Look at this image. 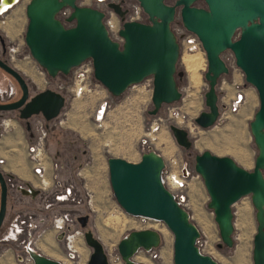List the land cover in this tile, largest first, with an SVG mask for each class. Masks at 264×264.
Listing matches in <instances>:
<instances>
[{
	"label": "water",
	"instance_id": "95a60500",
	"mask_svg": "<svg viewBox=\"0 0 264 264\" xmlns=\"http://www.w3.org/2000/svg\"><path fill=\"white\" fill-rule=\"evenodd\" d=\"M147 16L146 22L125 20L126 10L118 3L109 8L120 17L119 35L123 42L112 40L103 23L104 12L79 5L77 0H29L25 6L27 25L24 42L32 59L50 77L67 76L85 61L90 60L93 77L112 96L120 97L131 85L152 76V108L156 115L164 104L181 99L177 77L180 46L171 29L179 14L183 26L199 39L206 59L203 74L207 82L204 92L206 110L194 118L201 128L215 124L219 117V79L228 74L221 55L230 50L236 66L252 85L259 105L249 130L257 149L252 170L238 165L229 156H218L204 150L194 157V170L201 177L209 196L208 208L214 214L222 244L233 246V205L250 196L257 222L253 237V264H264V0H136ZM203 1L204 7L197 6ZM69 7L65 20L59 12ZM70 24V25H68ZM1 43L4 44L0 37ZM0 68L17 83L18 99L0 104V112H17L25 122V130L33 135L30 119L41 115L46 121L58 117L66 97L60 91L45 88L31 94L23 74L0 56ZM169 129L176 143L189 149V131L171 124ZM109 183L119 206L128 214L163 222L173 235V264H219L197 246L200 231L188 211L174 198L162 182L165 160L155 150L141 153L136 162L123 157L107 158ZM31 195L39 193L32 189ZM29 194V190L21 188ZM9 193V182L0 169V230L3 226ZM84 229V241L91 248L87 264H111L99 237L90 229L88 215L77 217ZM61 234L57 236L61 239ZM162 235L151 228L132 230L117 245L123 264H143L135 260L140 250H152L161 243ZM28 253L33 264H62L32 248Z\"/></svg>",
	"mask_w": 264,
	"mask_h": 264
},
{
	"label": "rangeland",
	"instance_id": "374dc122",
	"mask_svg": "<svg viewBox=\"0 0 264 264\" xmlns=\"http://www.w3.org/2000/svg\"><path fill=\"white\" fill-rule=\"evenodd\" d=\"M127 1L130 4L135 3V0ZM77 2L79 5L88 6L85 4V0H77ZM166 2L173 4L175 0H166ZM196 5L204 7L205 4L203 1H199ZM91 6L98 7L95 3H92ZM58 17L63 20L62 13H59ZM179 22L180 16L177 14L172 26ZM26 25L27 17L25 9L20 8L18 12H14L11 15V18L5 24H0V37L3 39L6 48L8 46H15L18 43L21 44L20 53L14 60H8V62L15 66L26 78L31 94L45 88L57 86V84H63L64 86L70 84L74 80L75 69L67 76L50 78L32 59L24 42ZM0 55H3L1 46ZM221 57L226 63L230 62L228 51H225ZM184 58L185 54L180 50L177 70L185 72V79L178 80L177 77L176 80L182 93L181 99L171 104H164L154 116L149 114V110L152 108L150 95L142 88V85H139L134 89L128 88L120 97H114L108 93L107 100L110 106L105 119V127L96 128L92 112L97 95H100V93H97L99 88L94 90V86L92 85V90L89 91L85 87V91L79 95L61 90V93L66 97V103L62 111L67 112L68 119L67 123L63 124L62 127L52 128L49 131L48 152L55 163L59 161L62 164L61 166L66 172L65 177L67 178V182L74 185L75 191L73 192V200L64 203L58 210L59 212L70 210L74 227L80 228L83 232L84 229L79 227L75 219L81 215L89 216L86 229L92 230L95 236L100 238L105 251L109 255L111 264H123L118 259L117 245L119 241L130 231L145 228L155 229L160 233L161 230L165 231L161 234L162 240L158 247L149 251L140 250L135 255V260L143 264H173V235L166 225L158 220L142 219L141 217L126 213L117 203L109 183L107 166V158L109 156L123 157L129 161L136 162L140 159L141 153L149 149L162 154L165 160L166 175L176 172L185 183L182 191L176 193L185 195L184 207L200 231L197 246L201 252L212 256L219 264H253V237L256 233L257 222L250 196L242 197L232 207L234 214L233 246L230 248L224 245L219 246L222 242L218 226L214 220L212 210L207 206L209 196L203 181L200 176L197 177V173L194 170V157L204 150H209L218 156L231 157L238 165L247 170L253 169L257 149L249 130V122L252 120L259 105L257 92L252 85L245 81L244 75L239 69H229L228 74L222 75V78L226 82L222 84V79L220 78L217 86L219 117L213 126L201 128L194 122V118L201 111L206 110L203 95L208 85L202 74H200L199 81V83L202 82L201 85H197V88L190 85L189 74L185 71L184 67ZM0 73L5 72L0 69ZM5 75L9 77L15 86V91L19 97L20 91L17 83L6 73ZM43 77L49 82V86L46 83L44 84L45 86L43 85ZM232 83H235V86ZM236 86L244 89L246 102L238 112L224 113L223 107L226 100L223 97L225 92L227 90L231 94ZM135 89L138 90V99L136 98L135 102H142L143 106L142 111L134 122L133 116L130 117L128 110L123 106L125 95L130 94V97H133V95H136ZM196 89L198 90L196 91ZM140 91H143V94ZM194 93L196 97H193ZM191 104L192 106H190ZM10 115L19 119L17 112L7 111L0 112V121L1 118ZM34 118L30 119L31 126ZM154 122H156L157 126L152 130L150 126ZM171 124L189 131V138L192 142V146L189 149H185L176 143L169 129ZM3 129V126L0 125V133L4 134L0 137V147H4L10 142L11 147L14 148L13 154L17 158H25V153L17 141L22 140L23 136H27L28 138L29 132L25 130L24 126L22 128L24 129V133L13 130L7 134L3 132ZM158 140H160V143ZM169 149L172 150L170 151ZM166 150L171 153H167ZM86 162H93L94 172L97 173L99 178L95 179V177H92L89 180V185H92L95 190L91 197L92 206L87 205L88 198L84 195L82 188L83 181L76 176L77 170ZM183 163L187 166L189 172L187 176H181L180 167ZM174 180L175 178L171 182L173 185H176ZM28 201V198L20 193L17 195L13 193L8 194L7 212L0 230V264H33L27 251V246L55 260L65 261V243L62 240L54 238L52 236L53 232L48 234L50 239L52 238L50 240L52 241L51 245L47 247L41 245L43 248L41 246L39 248L36 247L34 241L42 233L41 227L35 228L31 234L27 235L25 244L21 243V241H3L6 229L14 216L16 214H26L25 211L32 212V210L29 211L28 209H34V213H46L48 221H46L47 228L45 229L49 233V229H51V213L49 209H44V204L41 202L35 204L36 202L31 201V204H33L31 206ZM196 207L200 211L196 210ZM205 218L206 221L208 220L207 222ZM208 229L210 230L207 231ZM39 243H41L40 240L37 241V246ZM46 248L51 252L47 251ZM77 248L79 253L78 264H87L91 248L85 243L84 238L79 241ZM43 249L46 250L44 251ZM239 253H242V256Z\"/></svg>",
	"mask_w": 264,
	"mask_h": 264
},
{
	"label": "built area",
	"instance_id": "2783aa9c",
	"mask_svg": "<svg viewBox=\"0 0 264 264\" xmlns=\"http://www.w3.org/2000/svg\"><path fill=\"white\" fill-rule=\"evenodd\" d=\"M18 0H0V24H5L10 18L11 15L14 13V9L17 5ZM135 3H128L126 0H85V4L88 6H91L92 3H95L97 5V9L104 12L103 17V23L105 25V28L108 32L109 37L117 41L119 43L123 42V38L119 35V30L122 27V22L120 21L118 15L113 11V9L109 8V3H118L121 5L122 9L126 10L125 13V20L128 21H141L146 22L147 16L143 12L142 8L140 7L138 1H134ZM71 12V9L69 7L63 8L59 13L63 14V21L67 16H69ZM171 29L173 33L175 34L177 41L180 46V50L184 52H196V51H202V46L197 38V36L188 31L182 24L181 19L179 23L171 25ZM7 36V34L5 33ZM21 51V44L18 43L17 45L8 46L6 48V51L3 55H0L2 59L8 61V60H14L16 56ZM230 55V62L225 64L228 67V69L232 70H238L239 68L236 66L235 58L233 53L230 50H227ZM204 53V52H203ZM206 63V62H205ZM204 67H206V64H204ZM1 69V68H0ZM75 69V77L74 80L68 84L67 86H64L63 84H57V86L50 87L51 89L60 91L66 90L67 92L75 93L76 95L81 94L83 91H85V87L88 88L87 90L91 91V86H94V90L97 88L106 90L98 81H96L93 77V67L92 62L90 60L85 61L80 66L74 68ZM205 70V69H204ZM240 70V69H239ZM241 71V70H240ZM222 79V84H224L226 81L222 76L220 77ZM220 81V79H219ZM45 83L47 86H49V82L45 80ZM139 85H142L150 95H152V89H153V78L152 76L146 77L142 82L131 85L129 88L134 89L138 87ZM233 86H235V83H232ZM80 88H79V87ZM96 87V88H95ZM15 86L10 81L9 77L5 75V73H0V104L2 103H8L12 102L16 99H18L17 93L15 91ZM130 90V89H129ZM136 90V89H135ZM144 91V90H143ZM140 91L141 94H143ZM136 95H133V97H130V94L125 95V102H124V108H126L130 114V117H132L133 121L135 122L137 119L138 114L142 111V102H135L138 94V90L135 91ZM97 93H100L99 90ZM108 97L97 95L96 103L93 106V118L95 122L96 128H102L105 127V119L108 115V108L110 104L107 100ZM138 99V98H137ZM226 101L224 102V113H236L238 112L242 106L246 102V93L244 89L236 86L234 87L232 93L230 94L227 90L225 92V95L223 97ZM122 107V108H123ZM62 112V113H61ZM58 117L54 118L51 121H46L41 115L34 116V120L32 122V136H28L27 138V144H26V154L29 162L32 166V171L36 177L37 180V186L32 189L38 190L39 194H45L50 196L45 204L44 209H49L51 213V230L54 232L55 238H57L58 235L61 234V239L65 243V261H60L62 264H78L79 260V253L77 244L80 240H83V231L80 228L74 227L73 218L70 215V211H61L59 212L58 208L63 205L66 202H69L73 197V188L68 185H64L59 181L51 180L48 176V162L51 161V155L48 152V136L49 131L52 128H58L62 127L63 124L67 123L68 114L67 112L61 111ZM8 118L1 119V126L8 125L7 122ZM155 125V126H154ZM156 122H154L150 129L154 130L156 127ZM0 163H2V160H0ZM181 170V176H187L189 174L187 166L183 163V165L180 167ZM94 165L93 162H86L84 163L76 172V176L78 179L83 181L82 188L84 191V195L88 198L87 199V205L92 206V194L94 193V187L92 185H89V180L92 179V177H95V179H99L97 176V173L94 172ZM4 173V172H3ZM166 173V166L164 167L162 171V182L165 185V187L173 194L175 200L184 207L185 205V195L183 194H177L176 192H181L182 189L185 187V183L180 179V175L176 172L174 173ZM5 174V173H4ZM6 175V174H5ZM197 177H199L198 174H196ZM176 178L175 184H172V179ZM27 190H29V194L31 195V190L28 187H25ZM185 208V207H184ZM142 219H150L146 217H141ZM154 220V219H153ZM46 221H48V217L46 218H40L37 219V221L33 220L31 221V218H21L20 216H15L8 228L6 229V232L3 236V241L6 242H12V241H19L21 236H24V240L22 241L23 244L26 243L27 235L31 234L32 231L35 228L41 227L42 233L38 236V239L34 241V244L37 243V241H43L45 238V235L47 233ZM77 222V220L75 219ZM79 224V223H78ZM80 227V225H79ZM43 239V240H42ZM28 248H32L27 246ZM34 249V248H32ZM78 258V259H77Z\"/></svg>",
	"mask_w": 264,
	"mask_h": 264
},
{
	"label": "crops",
	"instance_id": "0c3cea01",
	"mask_svg": "<svg viewBox=\"0 0 264 264\" xmlns=\"http://www.w3.org/2000/svg\"><path fill=\"white\" fill-rule=\"evenodd\" d=\"M29 2V0H18L17 5L14 9V12H18L19 9H25L26 4ZM42 74V72H41ZM45 80L46 78H42V83L43 85L45 84ZM45 86V85H44ZM99 92L101 94V96H105L108 97V91L104 90V89H100L99 88ZM96 101L94 102L95 105ZM8 122L9 124L6 126H3V132L5 133H10V131H21L22 133H24V129L23 126L25 127V122L22 120L17 119L16 117L10 115L8 117ZM4 134L0 133V137L3 136ZM23 139L20 141H17V143H19L21 145V148L23 150V152L25 153V158L24 157H20L17 158L14 154H13V150L14 148L11 147L10 142H8V144H6V146L4 147H0V160H2V163H0V169L6 174L7 179L9 180V193H13L15 195H17L18 193L22 194L23 196L28 198V203L31 204V201L36 202L35 204H37L38 202H41L42 204H45L46 200L50 197L48 195L45 194H36V195H27L21 192V188H25V187H36L37 186V180L36 177L32 171V166L31 163L29 162L28 158H27V154H26V144H27V136H23ZM157 152V151H156ZM161 154V153H159ZM162 156V154H161ZM62 164L58 161V162H54L53 159L51 158V161L48 162L47 166H48V176L51 180L54 181H59L64 185H68L71 186L73 188V190H75L74 185L71 183L67 182V178L65 177V170L64 168L61 166ZM8 193V194H9ZM34 204V205H35ZM31 206H33V204H31ZM59 209V208H58ZM29 211L32 210V212H28L25 211L26 214H16V216H20L21 218H31V221L35 220L37 221V219L40 218H46V213H34V209H28ZM70 211V210H68ZM15 217V216H14ZM48 232V231H47ZM53 231L51 229H49V233H46V236L44 238V240L38 244L36 243V247L39 248V246H41L42 244H46V246H48L49 244H51V239L50 237H48V234H51ZM48 235V236H47ZM52 236L55 238L54 236V232L52 234ZM48 237L49 240H47L46 238ZM24 240V236L20 237L21 243ZM18 241V242H19ZM45 241H47L46 243H44ZM50 241V243H49ZM48 243V244H47Z\"/></svg>",
	"mask_w": 264,
	"mask_h": 264
},
{
	"label": "bare ground",
	"instance_id": "6f19581e",
	"mask_svg": "<svg viewBox=\"0 0 264 264\" xmlns=\"http://www.w3.org/2000/svg\"><path fill=\"white\" fill-rule=\"evenodd\" d=\"M119 17V16H118ZM119 19H120V17H119ZM121 21V20H120ZM184 54H185V58H184V67H185V71L189 74V80H190V85L192 86V87H196L197 88V85H201V83L202 82H200L199 83V81H200V74H202V76H203V74H204V72H205V70H206V67H204V64H206L205 62H206V59H205V54L202 52V51H196V52H184ZM188 54V55H187ZM187 55V56H186ZM205 59V60H204ZM205 69V70H204ZM37 81V80H36ZM38 82V81H37ZM41 82V81H40ZM39 83V82H38ZM39 84H41V83H39ZM79 87V86H78ZM200 87V86H199ZM80 88V87H79ZM198 89H196V91H197ZM194 92H195V90H194ZM196 93V92H195ZM195 93H194V95H193V97L195 96ZM198 95V94H197ZM196 97V96H195ZM194 99V98H193ZM197 100V99H196ZM192 103H193V101H192ZM194 105H195V103H194ZM193 105V106H194ZM190 106H192V104L190 105ZM163 136V135H162ZM158 137V136H157ZM160 137H161V135H160ZM163 137H165V136H163ZM162 138V137H161ZM160 138V140H162ZM167 138V137H166ZM160 140H158V142L160 143ZM165 140V139H164ZM168 140V139H167ZM167 144V143H166ZM170 144V143H169ZM169 146V145H168ZM245 147H247L246 145H244ZM170 148H171V146H170ZM246 149V148H245ZM245 149H242V150H245ZM170 150V149H169ZM172 150V149H171ZM170 150V151H171ZM174 150V149H173ZM176 150V149H175ZM167 151V150H166ZM165 151V152H166ZM170 151H167V153L169 152V153H171ZM246 153V152H245ZM169 155H172V154H169ZM243 155V154H242ZM244 156V155H243ZM245 156H246V154H245ZM247 158V157H246ZM174 179V178H173ZM172 179V180H173ZM175 180H176V178H175ZM175 180H174V182H175ZM196 210H199V208H197L196 207ZM200 211V210H199ZM248 212V211H247ZM246 212V213H247ZM198 214H200V213H198ZM202 215H204V214H202ZM198 216H200V215H198ZM207 217V216H206ZM204 218V217H203ZM201 219V218H200ZM154 221H156V220H154ZM199 221V220H198ZM202 221V220H201ZM205 221H206V218H205ZM208 221V220H207ZM206 221V222H207ZM206 225H208V224H206ZM208 226H210V225H208ZM210 229H208L207 231H209ZM164 231L165 230H161V234H163L164 233ZM206 231V230H205ZM211 232V231H210ZM208 234H209V232H207ZM211 234V233H210ZM165 235V234H164ZM210 236V235H209ZM212 236V235H211ZM49 237V236H48ZM48 237L46 238L47 240H49L48 239ZM210 238H212V237H210ZM52 239V238H51ZM99 240H100V238H99ZM101 241V240H100ZM47 241H45L44 243H46ZM52 242V241H51ZM49 243H50V241H49ZM48 244V243H47ZM43 245V244H42ZM44 245H46V244H44ZM43 245V246H44ZM49 245H51V244H49ZM42 247V246H41ZM45 247V246H44ZM47 247V246H46ZM43 248V247H42ZM47 249V248H46ZM45 249V250H46ZM44 250V249H43ZM44 250V251H45ZM47 251H49V252H51L50 250H48L47 249ZM80 252V251H79ZM242 253H239V255L240 256H242L241 255ZM57 259V258H56ZM110 259V258H109ZM246 262V261H245ZM80 264V263H79Z\"/></svg>",
	"mask_w": 264,
	"mask_h": 264
},
{
	"label": "flooded vegetation",
	"instance_id": "af4514ba",
	"mask_svg": "<svg viewBox=\"0 0 264 264\" xmlns=\"http://www.w3.org/2000/svg\"><path fill=\"white\" fill-rule=\"evenodd\" d=\"M0 46H1V48H2V53L4 54L5 53V50H6V45H5V43L4 44H2L1 43V40H0ZM181 79H185V76L184 77H178V80H181ZM4 118H6V117H4ZM1 119H3V118H1ZM7 122V124H9V122L8 121H6ZM0 123H1V121H0ZM1 125V124H0ZM7 177V176H6ZM8 180V179H7ZM8 182H9V180H8ZM77 220V219H76ZM12 242H14V241H12ZM16 242V241H15ZM27 251H28V249H27Z\"/></svg>",
	"mask_w": 264,
	"mask_h": 264
}]
</instances>
